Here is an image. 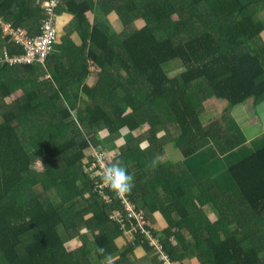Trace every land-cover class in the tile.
Listing matches in <instances>:
<instances>
[{
	"label": "trees",
	"instance_id": "16d2710c",
	"mask_svg": "<svg viewBox=\"0 0 264 264\" xmlns=\"http://www.w3.org/2000/svg\"><path fill=\"white\" fill-rule=\"evenodd\" d=\"M45 1L0 0V12L34 35ZM59 6L74 16L81 43L62 37L55 47L74 58L55 53L37 67L0 61V264H94L92 253L74 260L67 247L93 231L99 234L89 238L110 253L107 259L117 256L111 264H128L132 246L114 247L122 231L109 220L124 209L121 199L112 190L104 202L96 183L102 176L88 168L104 129L117 132L115 143L102 140L113 150L109 162L119 159L133 176L126 196L137 212L146 210L145 227L162 234L171 263L191 255L193 264H264V146L228 168L239 198L226 193L205 201L206 189L159 160L172 140L182 157L209 143L221 154L242 143L218 118L202 125L200 115L212 97L229 106L264 102V0H62ZM110 13L117 15L111 22ZM3 50L22 48L0 27ZM77 89L87 97L70 107L66 100ZM154 212L167 224L160 233L148 225Z\"/></svg>",
	"mask_w": 264,
	"mask_h": 264
},
{
	"label": "crops",
	"instance_id": "0c3cea01",
	"mask_svg": "<svg viewBox=\"0 0 264 264\" xmlns=\"http://www.w3.org/2000/svg\"><path fill=\"white\" fill-rule=\"evenodd\" d=\"M57 10H58L57 11V15H58V12H63L64 11L62 9L59 10V8ZM90 18H91L92 22L95 21V15H93V13H91ZM107 18H108V16H107ZM74 19L75 18H74V16L71 13L67 16L68 23L72 24L73 23L72 20L74 21ZM134 25L137 28H139V27H141L143 25V21L141 19H137V21H135ZM73 27H74V24H73ZM112 27L114 28L115 31H119V27L115 23L112 25ZM72 30H75L78 35L75 36V34L72 33L70 36L73 38V40L77 44H79L78 42L81 43V38L79 37L78 30L76 28L75 29L72 28ZM55 53L63 55V53H68V52L66 51L65 48H62L59 45H56L55 51L53 52L52 57L51 56L50 57L53 58V55ZM68 54L71 55L70 53H68ZM71 57L74 58L73 55H71ZM44 64H41V65L40 64L39 65L32 64V65L37 67V66H44ZM79 64H80V62L78 63V68L80 69ZM18 73H21V72H18ZM23 74L25 75V73H23ZM52 74H56L55 73V69L50 70L49 73H48L49 76H51ZM74 92H76L75 95H73ZM82 96L87 97V95H84V94L81 95V91L79 89L73 90L71 92V96H70L71 99L69 98V99H67V101H70V100H72V101H80ZM64 99H66V98H64ZM203 104H204L203 105L204 106V111L200 115L201 124L202 125H206L208 123V122L207 123L204 122L201 118H203V116L206 117V115L208 116L211 111H213L214 113L218 114L222 118L229 117L234 122V126L231 128V131L230 130H226L225 127H224V129L227 132H235V133H237L242 138V143L237 148L229 151L228 153H224V154H221L215 148V146L212 143H209V144L205 145L204 147H206L208 145H211L214 148V151L218 154L219 157L225 156L227 158L231 154H235V158H234L235 160L233 159V162L228 161L229 163H221L222 169L227 170V172H217L216 171L215 174L212 176L213 177V183H207V179H204V176L202 175V170L200 168H198V167L195 168V172L199 176H197L193 181H195V183L198 184V186H200L203 190L204 189L207 190V191H205V195H204V200L205 201L208 200V197H215V196H218V195H225L226 193H228L229 195L231 194L235 198H239L240 197V192H239L238 188H237V193L235 192L236 194H234V192H232V191H230V192L227 191L228 187L229 188L232 187L231 178L229 177L228 168H229L230 165H232L233 163L237 162L236 159L238 157H240L244 152H246L247 148H249L253 152V151L259 149L260 147L264 146V102L260 103V104H256L252 100V98H250V99L246 100L245 102H242V103L237 104L235 106L227 107V102L224 99H218V98L212 97V98L208 99L207 101H204ZM256 105L258 107H256ZM255 110L259 113V117H257L255 115ZM257 118H260L263 121V123L261 124L260 121L257 120ZM148 128L149 127L146 126V125L143 128L144 130H146L145 131L146 134L149 133V131H147ZM104 130H106V129H104ZM170 132H171V135L174 136V137L177 135L178 129H177V127L174 124L170 125ZM162 133L163 132L161 131L159 134H162ZM103 134H106V133H103ZM170 145H172L173 147H176V145L174 144L173 140L171 142L167 143L165 145V148H164L165 152H164L163 156H161L159 158L160 161H168L169 163H173L172 162L173 158L171 156H169V153H171L173 155L174 151H172V149L169 150V146ZM204 147H202V148H204ZM202 148H200V149H202ZM198 150H196V151H198ZM190 156H187L186 158L189 160ZM183 158L184 157H182L180 155V151H179L178 155L173 160H176L177 162H179V159H183ZM36 168L40 169L38 167H36ZM182 173H184V178H191L192 179V177L190 175L185 173L184 169H182ZM209 184L213 185L212 189H210ZM217 184L219 185V187H218ZM214 185L216 187H214ZM214 188H217L216 192L214 191ZM43 192L44 191L42 190V193ZM207 205H205V203H204V205L202 206V208H203L202 210L204 212L210 213V216L213 215V217H214V213H212L210 210H208L210 207L207 206ZM210 206H211V204H210ZM141 210L143 212H145V215L147 216L146 210L144 211V209H142V208H141ZM156 215H158L159 218H157ZM210 219H212V218H210ZM148 225L151 226L153 228V230H155L156 232H161V230H163L167 226L165 220L163 219L162 215L159 212H154L153 214L149 215V217H148ZM83 235L84 236L88 235L86 230H84ZM87 238L85 237V242L88 241ZM91 241H93L92 238H91ZM76 242H77V244H79L77 249H79V248L83 249L82 246L84 245V242L82 240H80V239L76 240ZM115 244H116V242H115ZM144 247L148 248L146 245H139L137 248H141V249H143L146 252L153 253L149 248H148L149 250H147ZM116 257L117 256H114V257L111 256L110 258L112 260L113 258L116 259ZM184 258H187V257H183V259ZM111 260H108V261H111ZM125 261L128 262V264H129V261H127L126 258H125ZM180 262H181V264H183V262L181 260H180ZM185 262H187V264H193L194 263V258H187V260ZM144 264H155V263L153 261H151V258H150V261L145 262Z\"/></svg>",
	"mask_w": 264,
	"mask_h": 264
},
{
	"label": "rangeland",
	"instance_id": "374dc122",
	"mask_svg": "<svg viewBox=\"0 0 264 264\" xmlns=\"http://www.w3.org/2000/svg\"><path fill=\"white\" fill-rule=\"evenodd\" d=\"M69 14L70 13L67 10H64L63 12H58V15L56 16V29H57V40H56V42H58L59 40L61 41L62 37L70 38V35L72 33L75 34V36L78 35L75 30H72V28L75 29L72 26V24L68 23V21H67V16ZM107 16H108L109 21L111 22L112 19L117 15L110 13ZM114 23L117 26H119V24L117 23V20L113 21V24ZM74 43L77 45V43L75 41H74ZM78 43H80V42H78ZM71 48H73V47L71 46ZM54 51H55V49H54ZM51 57H52V55H51ZM176 60L177 59H175L173 61H176ZM177 61L179 62V60H177ZM35 64L39 65V63H35ZM79 67L80 68L82 67V63L79 64ZM172 68H173V66H172ZM172 68H170V69H172ZM180 69H181V65L179 62L178 70H180ZM122 72H124V71H122ZM51 76L53 77L52 80L56 79V74H52ZM75 94H76V92L73 93V95H75ZM208 99H210V98H208ZM207 100H205V101H207ZM66 104L71 107L72 104H74V101H72V100L67 101L66 100ZM233 106H235V105H233ZM227 107H231V106H229L227 104ZM255 115L257 117H259V113L256 110H255ZM215 118L219 119L220 123H222V125L225 127L226 130L231 131V128L234 126V122L229 117L222 118L218 114L211 111L208 116L207 115H206V117L203 116V118H201V119L204 122L209 123L211 120H213ZM257 120H259L261 124L263 123V121L260 118H257ZM103 133H106V134H103ZM97 136L100 138L101 144L99 147H96V149L101 148L102 150L100 152L104 154L106 160L109 162L112 159L113 150H112V154L109 153L108 151H110V150L107 148V145H108V142H110V143H112V141L114 142V139H116V137H118V134L116 132V133H112V135H110V132H108V130H102V131L97 132ZM102 140L103 141L105 140V143L107 145H104ZM117 144H119V141L116 143V145ZM114 145H113L112 149L114 148ZM171 149H172V151H174L173 155L169 152L168 153H169V156H171L174 159L178 155L179 151L176 147H173L172 145L169 146V150H171ZM42 151L43 150H41L39 153H41ZM250 152L252 153V151L249 148H247V151L244 152L236 160L239 161L240 159L248 156V154ZM92 154H93V152L91 153V155ZM234 158H235V154H231L227 158L225 156L219 157L218 154L214 151V148L211 145H208L202 149H199L194 154H192L190 156L189 160L186 157H184L183 159H179V162L172 159V162L177 167L184 169L185 173L192 177V180H194L197 176H199L195 172V168H197V167L200 168L202 170V175L204 176V179H207V183H213V177L212 176L215 174L216 171L217 172H227V170L222 169L221 163H229L228 161L233 162ZM88 159H89V161L91 160L90 158H88ZM34 165L40 169L44 166L42 159L40 157L35 158ZM98 174H100V172H98ZM182 176H184V173H182ZM229 177L231 178L232 187L231 188L228 187L227 191L228 192L232 191V192H234V194H236L237 193V186L234 183L230 174H229ZM214 187H216V186L214 185ZM218 187H219V185H218ZM214 191L216 192L217 188H214ZM156 217L159 218L158 215H156ZM210 218H214L213 215L210 216ZM233 225L234 224H232L231 226H233ZM158 233H160V232H158ZM98 234L99 233L93 231L91 235L90 234L88 235V239H87L88 241L86 240L87 242H84L82 240L84 242V245L82 246L83 249H81V248L77 249L79 244H77L76 241H70L67 244V247L70 248V251L72 252L71 255L74 257V260H80V261L84 262V257L89 255L90 253H92L94 256L93 257L95 260L94 264H111L113 261L116 260L115 258H113L111 261H108L107 258L110 256V253L108 251H105V250H99L96 247L97 245L95 244V242L91 241V239L89 238V237H92V238L97 237L96 235H98ZM184 235H185V238L187 240L191 239V236L186 231H184ZM154 237L158 238V240L160 238L163 239L162 234L156 235ZM115 242H116V244H115ZM115 242H114V247L116 249H121V248L125 249V248H127L126 247L127 245L132 246L131 253L127 254V257H126L127 261H129V264H144L145 262L150 261V258H151V261L157 260V257L153 253L146 252L141 248H137L139 246V244L134 242L132 239H130L127 235H125L123 233L121 235V238L118 237L117 240H115ZM89 244H91V245H89ZM188 256H191V255H186V257H188ZM181 259H182L181 261L183 262V264H187V262H185L187 260V258L183 259V256H181ZM178 260H179V258H178Z\"/></svg>",
	"mask_w": 264,
	"mask_h": 264
},
{
	"label": "built area",
	"instance_id": "2783aa9c",
	"mask_svg": "<svg viewBox=\"0 0 264 264\" xmlns=\"http://www.w3.org/2000/svg\"><path fill=\"white\" fill-rule=\"evenodd\" d=\"M62 0H46L44 3V17L37 34L29 35L22 27H14L11 21L6 20L0 12V27L5 34L13 37L14 42L20 45L21 52L10 54L7 50L0 52V61H6L9 65L44 63L53 53L57 40L56 16L57 8ZM93 160L89 164V170L102 172L109 163L104 154L96 147L93 148ZM97 150V151H96ZM92 153V152H91ZM97 188L104 202H111L112 189L103 181H98ZM124 209L117 208L109 215L110 225L118 226L122 233L134 242L146 245L158 257L161 264H173L163 252L158 238H155L145 227L146 220L142 211L137 212L135 206L125 195L120 197Z\"/></svg>",
	"mask_w": 264,
	"mask_h": 264
},
{
	"label": "clouds",
	"instance_id": "9594fccd",
	"mask_svg": "<svg viewBox=\"0 0 264 264\" xmlns=\"http://www.w3.org/2000/svg\"><path fill=\"white\" fill-rule=\"evenodd\" d=\"M101 179L118 197L127 195L134 187L133 176L128 173L126 167L123 166L119 159H114L104 167ZM136 243L140 244L139 242ZM153 254L157 257L154 252ZM157 261L159 262L158 257Z\"/></svg>",
	"mask_w": 264,
	"mask_h": 264
}]
</instances>
